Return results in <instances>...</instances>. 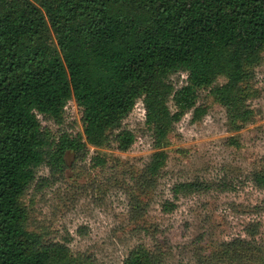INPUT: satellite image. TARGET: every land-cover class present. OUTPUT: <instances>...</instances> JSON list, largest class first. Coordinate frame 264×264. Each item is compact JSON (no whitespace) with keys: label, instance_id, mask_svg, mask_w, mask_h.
Returning <instances> with one entry per match:
<instances>
[{"label":"trees","instance_id":"trees-1","mask_svg":"<svg viewBox=\"0 0 264 264\" xmlns=\"http://www.w3.org/2000/svg\"><path fill=\"white\" fill-rule=\"evenodd\" d=\"M263 48L264 0H45L43 8L0 0V264L68 260L63 245L41 241L26 226L19 198L40 166L60 174L67 153L85 159L89 146L112 138L128 150L136 135L123 121L139 99L159 146L188 111L202 117L197 102L204 88L233 122H243L252 114L243 97L246 66ZM178 72L186 79L177 87L170 78ZM219 76L226 81L217 83ZM71 100L82 110L83 132L54 133L42 124L40 116L62 125ZM166 157L156 151L150 173ZM255 180L264 188L263 174ZM205 186L181 182L173 192ZM121 264L155 260L139 246Z\"/></svg>","mask_w":264,"mask_h":264},{"label":"rangeland","instance_id":"rangeland-1","mask_svg":"<svg viewBox=\"0 0 264 264\" xmlns=\"http://www.w3.org/2000/svg\"><path fill=\"white\" fill-rule=\"evenodd\" d=\"M30 1L43 8L45 0ZM246 71L243 97L252 114L243 122H233L204 88L197 102L202 117L188 111L159 146L139 99L123 121L136 135L128 150L112 138L89 146L85 159L67 153L60 174L40 166L19 198L27 228L66 248L68 260L58 264H121L139 246L155 264H264V188L255 180L264 175V48ZM185 79L178 72L170 81L178 87ZM225 81L219 76L216 82ZM40 118L54 133L83 132L74 100L62 125ZM158 150L167 157L153 174L148 167ZM95 156L104 162L94 165ZM188 181L206 186L176 196L174 186ZM167 201L175 205L170 211L163 208Z\"/></svg>","mask_w":264,"mask_h":264}]
</instances>
